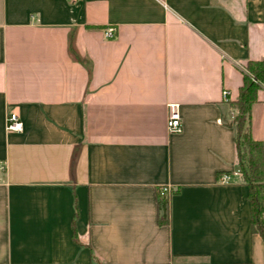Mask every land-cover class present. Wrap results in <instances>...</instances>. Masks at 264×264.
Here are the masks:
<instances>
[{
  "label": "crops",
  "instance_id": "1",
  "mask_svg": "<svg viewBox=\"0 0 264 264\" xmlns=\"http://www.w3.org/2000/svg\"><path fill=\"white\" fill-rule=\"evenodd\" d=\"M262 58L264 0H0V264H264L231 124Z\"/></svg>",
  "mask_w": 264,
  "mask_h": 264
},
{
  "label": "trees",
  "instance_id": "2",
  "mask_svg": "<svg viewBox=\"0 0 264 264\" xmlns=\"http://www.w3.org/2000/svg\"><path fill=\"white\" fill-rule=\"evenodd\" d=\"M264 84V58L250 59L245 68L244 83L239 97L232 101L237 109L233 122L236 126V147L240 173L248 184V198L252 210V229L264 238V140L253 136L250 128L252 105L258 100V90ZM158 221L170 220V198L158 188ZM105 264V263H101Z\"/></svg>",
  "mask_w": 264,
  "mask_h": 264
},
{
  "label": "built area",
  "instance_id": "3",
  "mask_svg": "<svg viewBox=\"0 0 264 264\" xmlns=\"http://www.w3.org/2000/svg\"><path fill=\"white\" fill-rule=\"evenodd\" d=\"M105 32L108 37H114L116 35V28L114 26H108ZM224 96L226 98L229 96L228 90H224ZM167 126L171 132H181L183 130V119L179 102L169 103ZM6 127L9 130H22L24 128V122L17 112H8ZM237 172H240V168H238ZM220 179L223 182H228L231 179V175L228 172H224L221 174ZM161 188L168 197H171L173 188L170 185H162Z\"/></svg>",
  "mask_w": 264,
  "mask_h": 264
}]
</instances>
